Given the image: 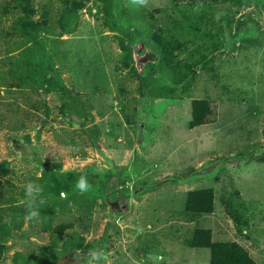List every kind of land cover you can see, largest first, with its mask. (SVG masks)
<instances>
[{"label": "rangeland", "instance_id": "obj_1", "mask_svg": "<svg viewBox=\"0 0 264 264\" xmlns=\"http://www.w3.org/2000/svg\"><path fill=\"white\" fill-rule=\"evenodd\" d=\"M14 3L0 0V264H87L97 248L107 264H209L197 228L264 264V0H32L47 14L33 43ZM197 98L216 113L190 128ZM54 162L66 199L48 189ZM28 181L48 201L39 222ZM208 187L214 212L188 213Z\"/></svg>", "mask_w": 264, "mask_h": 264}, {"label": "trees", "instance_id": "obj_2", "mask_svg": "<svg viewBox=\"0 0 264 264\" xmlns=\"http://www.w3.org/2000/svg\"><path fill=\"white\" fill-rule=\"evenodd\" d=\"M13 9L18 10L21 14L17 16L15 21V28L20 31L21 36L26 39L25 42L33 43L38 41L40 33L45 31V22L43 19L47 18V14H43L42 20L36 18L38 9L31 5L32 0H13ZM108 1V0H106ZM185 2H196L203 0H183ZM106 7V8H105ZM104 10L108 12V6L105 5ZM67 13L62 14L66 17ZM63 27V26H62ZM64 28V27H63ZM65 28H68L65 26ZM123 50V56H127V45L120 43ZM126 66H129L125 60ZM47 83H53V79H47ZM216 113L215 101L206 98H197L192 101V119L189 127L195 128L205 124L211 123L213 116ZM213 121V120H212ZM57 166L55 170L50 171V179L48 182V189L55 194L68 191L70 181L62 180L58 175V170L61 164L54 162ZM54 171V173H53ZM1 186V180H0ZM68 193V192H66ZM216 192L212 187L190 190L186 196L185 209L188 213L193 215L212 214L215 210ZM23 210L25 211L24 207ZM2 227V226H1ZM0 227V228H1ZM4 227V226H3ZM73 224H61L55 228L58 234H64L68 229L72 228ZM191 245L194 248H208L210 249V263L209 264H257L249 251L240 243L236 241H214L213 232L211 229L197 228L193 233ZM2 248V245H0Z\"/></svg>", "mask_w": 264, "mask_h": 264}, {"label": "clouds", "instance_id": "obj_3", "mask_svg": "<svg viewBox=\"0 0 264 264\" xmlns=\"http://www.w3.org/2000/svg\"><path fill=\"white\" fill-rule=\"evenodd\" d=\"M148 3L149 0H126L125 6L140 8L147 7ZM203 7L204 5L202 3L197 4L194 7L193 11H200L203 9ZM39 178L40 177H38V179ZM91 188L92 186L89 183L86 175H80L73 185L74 192L80 195L89 193L91 191ZM23 191L24 195L20 200V204L25 209L24 220L26 222H39L41 218V208L48 203L47 199L44 196L43 185L35 181H28L23 185ZM60 197L66 199L67 193L61 192ZM138 231L142 233L143 229L141 228ZM87 256V264H107L108 257L101 249H92L87 253ZM158 259L162 260L163 258L159 257Z\"/></svg>", "mask_w": 264, "mask_h": 264}]
</instances>
